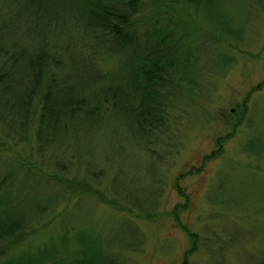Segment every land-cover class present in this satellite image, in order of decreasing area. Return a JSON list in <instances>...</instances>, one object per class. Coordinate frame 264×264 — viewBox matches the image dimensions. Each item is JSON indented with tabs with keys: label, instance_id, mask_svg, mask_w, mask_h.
I'll list each match as a JSON object with an SVG mask.
<instances>
[{
	"label": "rangeland",
	"instance_id": "obj_1",
	"mask_svg": "<svg viewBox=\"0 0 264 264\" xmlns=\"http://www.w3.org/2000/svg\"><path fill=\"white\" fill-rule=\"evenodd\" d=\"M203 15L225 25L193 20L202 51L197 93L189 94L192 100L187 95L189 99L175 101L179 118L169 142L175 147L164 166L146 154V142L132 125L126 131L122 124H109L103 136L86 128L68 140L78 163L102 168L109 160L100 189L115 187L124 196L122 204L154 208V219L132 217L121 206L86 195L71 200L66 210L56 209L52 225L11 246L0 263L29 255L36 261L62 259L84 250L88 242L103 249L101 264H264V159L244 150L249 139L264 142V84L259 86L264 83V0H215L212 11ZM229 30L239 36L216 39ZM222 56L231 60L230 66L218 67ZM31 152V142L5 149L0 145V178ZM6 183L15 196L0 223L32 211L28 207L36 201L54 203L49 200L54 193L24 174L18 172ZM0 196L4 205L8 197Z\"/></svg>",
	"mask_w": 264,
	"mask_h": 264
},
{
	"label": "trees",
	"instance_id": "obj_2",
	"mask_svg": "<svg viewBox=\"0 0 264 264\" xmlns=\"http://www.w3.org/2000/svg\"><path fill=\"white\" fill-rule=\"evenodd\" d=\"M214 4L215 0H0V145L32 146V152L0 178V193L8 197L0 203V214L14 200L15 189L6 182L18 172L56 196L49 199L52 205L36 201L28 207H34L32 211L15 213L0 223V259L11 246L52 225L58 219L56 209L66 210L71 200L86 195L121 206L132 217L147 220L157 214L154 208L122 204L124 196L115 187L100 189L109 160L102 168L78 163L68 140L86 128L100 130L103 136L109 124H122L126 131L132 125L145 140L150 159L166 163L175 147L169 143L179 118L175 101L188 98L198 87L202 51L193 20L225 25L203 15ZM183 14L186 19L181 22ZM228 36L239 35L229 30L216 39ZM102 63L110 67L103 69ZM230 64L225 56L217 60L219 68ZM244 150L264 159L259 137L249 139ZM63 233L69 232L65 228ZM85 244L84 250L75 249L62 259L36 261L28 254L25 260L0 264H101L100 244Z\"/></svg>",
	"mask_w": 264,
	"mask_h": 264
}]
</instances>
